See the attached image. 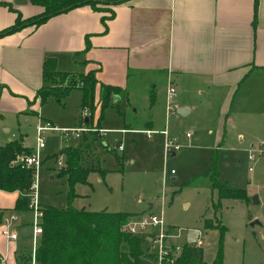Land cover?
Returning <instances> with one entry per match:
<instances>
[{"label": "crops", "instance_id": "obj_1", "mask_svg": "<svg viewBox=\"0 0 264 264\" xmlns=\"http://www.w3.org/2000/svg\"><path fill=\"white\" fill-rule=\"evenodd\" d=\"M111 8L114 16L105 22L109 11L85 5L0 36V144L16 137L8 134L14 122L20 128L21 117L24 122L29 117L46 119L38 109L37 90L49 57L63 72L98 68L100 83L120 88L119 100L148 90L152 82H165L167 96L172 84L177 91L172 112L176 121L190 114L213 115L216 148L233 137L243 142L236 115L246 102L239 92L256 83L264 87V0H126ZM40 10L29 0H0V31L12 25L18 13L27 18ZM178 107L187 109L185 114H179ZM169 125H164L168 134L178 138ZM19 132L29 145L28 132ZM18 194L0 189L4 213L15 210ZM16 212L19 238L8 245L0 238V251L7 252L10 264H18L16 252L28 245L23 233L29 218Z\"/></svg>", "mask_w": 264, "mask_h": 264}, {"label": "rangeland", "instance_id": "obj_2", "mask_svg": "<svg viewBox=\"0 0 264 264\" xmlns=\"http://www.w3.org/2000/svg\"><path fill=\"white\" fill-rule=\"evenodd\" d=\"M103 7L106 11L111 9L108 4ZM164 85L152 82L146 91L142 89L128 97L124 94L121 100L119 94L116 95V101L113 95L104 109H101L97 88L90 122L83 120L90 111L83 112L80 107V88H72L60 100L49 95L43 103L38 101L41 116L59 128L76 127L80 122L95 128L86 130L79 137L65 135L60 130L44 133L45 145L35 172L38 201L42 206H67L71 187L67 175L58 171L64 166V158L62 155L55 158L53 154L66 145L83 150L90 147V151L83 154L84 162L91 165L98 160L102 170L94 169L87 182L75 183L71 205L91 210L132 212L128 218L154 212L164 218L171 231L178 230V242L184 241L188 227L199 228L203 259L210 263L218 245V230L208 229L203 220L214 217L211 203L215 201L218 221L226 226L222 238L223 262L264 264V143L261 154L254 158L248 156L250 140L252 143L264 142V87L261 89L256 83L251 89L239 92V97L244 96L246 102V108L236 115L244 132V141L233 137L216 148V116L190 114L176 121L172 113L175 109L168 102ZM20 119V128L14 122L8 135L13 137L11 132H14L18 137L19 130L27 131V143L33 148L36 120L33 117H29V122H24V117ZM166 122L170 123L172 131H177L178 138L170 135L182 144L174 154L165 153V135L159 131L166 129ZM99 127L102 133L97 129ZM123 127L129 129L123 130ZM148 127L153 131L148 133L144 129ZM187 132L193 134L187 137ZM214 169L218 171L217 180L244 188L247 198L219 200L217 189L213 188ZM19 213L27 218L31 215L28 210ZM255 219L257 222L252 223ZM30 233L27 220L23 234L28 245L16 252L18 264L23 263L24 256L29 253ZM143 248H147V243H143Z\"/></svg>", "mask_w": 264, "mask_h": 264}, {"label": "trees", "instance_id": "obj_3", "mask_svg": "<svg viewBox=\"0 0 264 264\" xmlns=\"http://www.w3.org/2000/svg\"><path fill=\"white\" fill-rule=\"evenodd\" d=\"M41 8L37 15L23 18L17 14L15 22L0 31V36L13 33L23 27L39 25L47 19L77 7L88 5L95 11H105L104 5H116L126 0H29ZM11 7L10 5H8ZM12 8V7H11ZM109 15L102 18L103 22L114 16L113 9H108ZM20 20H19V19ZM99 69H90L85 73L59 71L54 57L46 58L42 64L43 85L37 90V97L43 103L49 95L58 100L68 94L72 88H80L82 97L81 109H88L90 114L83 120L90 122L95 107V93L99 89L101 109L108 106L110 98L120 93L118 86L100 83L96 74ZM98 124V123H97ZM85 150L78 146L66 145L53 157L62 155L64 166L59 174H66L71 193L69 203L63 208L52 205L43 206L41 220L42 232L36 246L38 264H142L147 256L143 243L146 238L121 230L122 223L132 212L113 210H91L84 207H74L70 200L75 195L76 182H87L90 171L102 168L95 160L94 164L84 162ZM31 152V147L24 143L23 134L0 144V189L17 190L19 192L14 209L27 210L30 186L35 178L32 166H22V158ZM94 158L95 155H94ZM218 171L213 170V188L217 189L218 199L233 197L246 199L244 188L233 187L216 179ZM218 200V201H219ZM214 217H206L203 224L208 229L218 230V245L210 263L203 259V247L196 244H185L180 255V264H225L222 258V238L226 226L219 223L216 216L218 204L212 201ZM4 210L0 208V221ZM27 254L24 256V260Z\"/></svg>", "mask_w": 264, "mask_h": 264}, {"label": "built area", "instance_id": "obj_4", "mask_svg": "<svg viewBox=\"0 0 264 264\" xmlns=\"http://www.w3.org/2000/svg\"><path fill=\"white\" fill-rule=\"evenodd\" d=\"M177 97V91L175 87L170 84L167 89V99L170 105H173L172 109L176 107L174 100ZM83 112L86 109L82 110ZM36 137H35V147L31 148L29 154L24 155L22 158V166H32L35 169L40 164V152L45 145L44 133L47 130L62 131L65 135L73 134L77 137L81 136L86 130H91L90 126L83 125L81 122L76 127H61L59 128L48 119L38 118L35 123ZM99 129L102 133L101 127ZM153 130L147 129L150 133ZM165 134L164 140V150L165 153H172L182 147V144L175 140L174 136L168 134L166 129L160 130ZM189 135V132H187ZM263 140L256 143H251L248 148L249 158H254L257 154L263 152ZM118 148L121 149L122 145L119 143ZM27 210L30 212V249L27 253V258L21 264H38L36 259V246L40 233L42 232L41 220L43 214V206L38 201L36 196V182L35 178L30 186L29 201L27 205ZM19 214L14 211L4 213L2 220L0 221V238H3L8 245L9 242L17 240L19 238V228H18ZM171 227L166 224L164 218L154 212H149L148 214H142L137 217L127 218L121 225V230L139 235L146 238L145 243H147V248L145 253L151 261V264H180V255L183 246L187 244H199L200 239L196 243H188L186 238L183 242L176 241V235L178 230L171 231ZM201 233V231H200ZM175 238V239H174ZM0 264H10L7 252L0 251Z\"/></svg>", "mask_w": 264, "mask_h": 264}, {"label": "water", "instance_id": "obj_5", "mask_svg": "<svg viewBox=\"0 0 264 264\" xmlns=\"http://www.w3.org/2000/svg\"><path fill=\"white\" fill-rule=\"evenodd\" d=\"M187 109H185L184 107H178L176 109V111L179 113V114H185L184 112L186 111ZM174 153V152H172ZM253 199L255 200L256 197L254 196ZM254 222H257V220H252V223ZM200 236V229L199 228H196V227H189L187 228L186 230V233H185V237H186V241L188 243H196L198 241V238ZM142 264H151V261L148 259V258H143L142 259Z\"/></svg>", "mask_w": 264, "mask_h": 264}]
</instances>
